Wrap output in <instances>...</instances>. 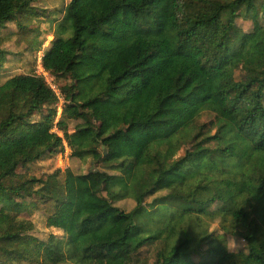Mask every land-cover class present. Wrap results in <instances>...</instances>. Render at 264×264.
I'll return each instance as SVG.
<instances>
[{"label": "trees", "instance_id": "trees-1", "mask_svg": "<svg viewBox=\"0 0 264 264\" xmlns=\"http://www.w3.org/2000/svg\"><path fill=\"white\" fill-rule=\"evenodd\" d=\"M40 1L0 0V26L26 32ZM61 12L41 57L64 81L58 121L32 70L0 83V264H135L151 245L152 264H264V0H67ZM65 147L93 168L17 174ZM229 219L237 252L212 227Z\"/></svg>", "mask_w": 264, "mask_h": 264}, {"label": "rangeland", "instance_id": "rangeland-1", "mask_svg": "<svg viewBox=\"0 0 264 264\" xmlns=\"http://www.w3.org/2000/svg\"><path fill=\"white\" fill-rule=\"evenodd\" d=\"M67 0H41L36 4L38 8H44L43 15L38 14L37 17L28 18L26 24L28 29L26 32L20 33L18 27L13 22H8L4 26H0V37L3 39L0 47L2 50H5V59L1 63L0 67V83L5 80L10 75L16 73H22L27 71H33L36 67V62L38 56L41 57L44 50L49 47L50 41L52 40V27L54 21H51L53 18H61L62 16V7ZM234 21L237 26L242 30L247 31L252 27L251 13L246 11L243 7H238L233 12ZM52 18V19H51ZM38 19V20H37ZM30 28H33V31H30ZM37 38V41H41L39 49L37 51L31 49V41ZM54 79L55 84L58 86L62 84V77H55L54 75H49ZM58 105L56 103V115L54 117V124L58 121L61 116V113L58 115ZM62 112V109H61ZM209 119L208 115H203L201 117L202 121H207ZM75 124L74 121L70 122L69 129L72 130V126ZM53 130H56V127L53 126ZM57 131V130H56ZM59 135L61 133L57 131ZM98 169H103L102 165L99 164ZM66 168L71 169L74 173L85 172L88 168H93V164L90 159L86 161H79L77 159L70 157V150L68 147L56 154L53 157L37 161L32 164H23L18 167L17 174H31L36 177H39L42 174H48L54 171L55 169L65 170ZM108 172H113L108 170ZM214 191L204 192L201 191L198 193V198L205 199L212 196ZM150 199L148 198L147 201ZM2 200H0L1 206ZM134 201L131 198H125L116 202L120 208L125 211L130 210L133 207ZM30 218L33 222V231L32 233L39 237L44 238L51 231L44 224V216L42 212L35 210L30 215ZM233 221L231 219L226 220L224 224L214 223L212 227H218L219 235L225 240H233L235 246L232 248L231 252H237V250L244 247V241L237 235V230H240L239 226H236L233 229ZM220 228V229H219ZM156 245L145 246L137 251L136 262L135 264H152L154 258V251ZM197 258L194 257L189 260H180L175 264H184L185 262H196ZM25 264V263H19Z\"/></svg>", "mask_w": 264, "mask_h": 264}, {"label": "built area", "instance_id": "built-area-1", "mask_svg": "<svg viewBox=\"0 0 264 264\" xmlns=\"http://www.w3.org/2000/svg\"><path fill=\"white\" fill-rule=\"evenodd\" d=\"M41 57L38 56V59L36 62V67H35V70L33 73L37 76L42 77L44 79V81L46 82V84L51 88V90H53V92L57 96V99L59 102V105H58V110H59L58 115H59L61 113L62 105L64 103L63 98H62V94H61L58 86L55 84L54 79L49 76L50 73L42 66Z\"/></svg>", "mask_w": 264, "mask_h": 264}, {"label": "clouds", "instance_id": "clouds-1", "mask_svg": "<svg viewBox=\"0 0 264 264\" xmlns=\"http://www.w3.org/2000/svg\"><path fill=\"white\" fill-rule=\"evenodd\" d=\"M221 241L227 249L232 251V248L235 246V242L233 240L229 241V240L221 239Z\"/></svg>", "mask_w": 264, "mask_h": 264}, {"label": "crops", "instance_id": "crops-1", "mask_svg": "<svg viewBox=\"0 0 264 264\" xmlns=\"http://www.w3.org/2000/svg\"><path fill=\"white\" fill-rule=\"evenodd\" d=\"M42 55H43V54H42ZM5 79H6V78H5ZM2 82H3V81H2ZM2 82H1V83H2Z\"/></svg>", "mask_w": 264, "mask_h": 264}, {"label": "water", "instance_id": "water-1", "mask_svg": "<svg viewBox=\"0 0 264 264\" xmlns=\"http://www.w3.org/2000/svg\"><path fill=\"white\" fill-rule=\"evenodd\" d=\"M103 153H105V151Z\"/></svg>", "mask_w": 264, "mask_h": 264}]
</instances>
